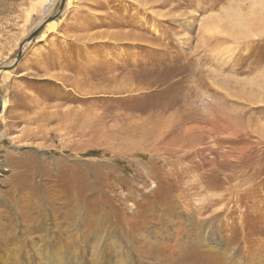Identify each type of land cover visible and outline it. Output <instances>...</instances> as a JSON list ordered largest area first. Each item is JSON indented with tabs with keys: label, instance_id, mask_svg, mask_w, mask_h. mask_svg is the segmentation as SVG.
I'll use <instances>...</instances> for the list:
<instances>
[{
	"label": "rangeland",
	"instance_id": "rangeland-1",
	"mask_svg": "<svg viewBox=\"0 0 264 264\" xmlns=\"http://www.w3.org/2000/svg\"><path fill=\"white\" fill-rule=\"evenodd\" d=\"M42 1L0 0V261L264 264V0Z\"/></svg>",
	"mask_w": 264,
	"mask_h": 264
},
{
	"label": "bare ground",
	"instance_id": "bare-ground-1",
	"mask_svg": "<svg viewBox=\"0 0 264 264\" xmlns=\"http://www.w3.org/2000/svg\"><path fill=\"white\" fill-rule=\"evenodd\" d=\"M46 1H49V0H44V1H42V3H46ZM21 47V46H20ZM23 47H25V44H24V46ZM1 101H2V99H1ZM2 109L3 108H5V106H6V102H3L2 101ZM0 106V107H1ZM55 245V244H54ZM0 253H2V251H0ZM60 254H61V252L59 253L58 251H54L53 253H45L44 255H43V253L42 252H38L37 253V260H39L40 262H39V264H54V263H56V264H59V263H62V261L61 260H63L61 257H60ZM4 259V258H3ZM9 259V258H8ZM19 260V259H18ZM0 263L1 264H5V262H1L0 261ZM64 263V262H63ZM9 264H19L17 261H12L11 263H9ZM26 264H29L28 262H26Z\"/></svg>",
	"mask_w": 264,
	"mask_h": 264
},
{
	"label": "water",
	"instance_id": "water-1",
	"mask_svg": "<svg viewBox=\"0 0 264 264\" xmlns=\"http://www.w3.org/2000/svg\"><path fill=\"white\" fill-rule=\"evenodd\" d=\"M65 1H66V0H62V6H61V7L65 6ZM50 19H54V18L51 17ZM32 35H34V33H33ZM31 38H32V37H31ZM26 43H27V42H24V43L21 44L20 51H19V55H18V57H17L16 63L19 61V59H21V57H22V55H23V46H24V44H26ZM0 103H1V98H0Z\"/></svg>",
	"mask_w": 264,
	"mask_h": 264
}]
</instances>
